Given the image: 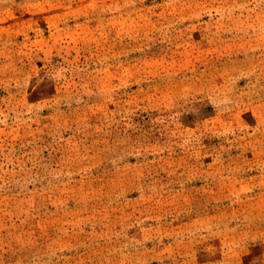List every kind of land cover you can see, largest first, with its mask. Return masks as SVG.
<instances>
[{
    "label": "rangeland",
    "instance_id": "1",
    "mask_svg": "<svg viewBox=\"0 0 264 264\" xmlns=\"http://www.w3.org/2000/svg\"><path fill=\"white\" fill-rule=\"evenodd\" d=\"M0 264H264V0H0Z\"/></svg>",
    "mask_w": 264,
    "mask_h": 264
}]
</instances>
